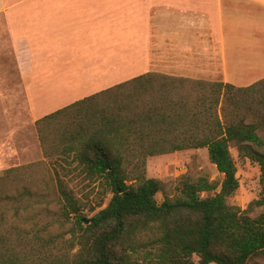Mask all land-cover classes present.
Instances as JSON below:
<instances>
[{
  "label": "trees",
  "instance_id": "1",
  "mask_svg": "<svg viewBox=\"0 0 264 264\" xmlns=\"http://www.w3.org/2000/svg\"><path fill=\"white\" fill-rule=\"evenodd\" d=\"M34 127L44 158L111 197L85 223L61 183L54 196L39 169L30 179L38 164L4 169L0 264H264V212L248 215L264 207V78L237 87L145 72L45 114ZM231 145L260 165L259 195L243 210L227 201L239 186ZM198 148L207 149L220 181L187 169L168 195L147 177L150 157ZM45 197L40 224L31 209Z\"/></svg>",
  "mask_w": 264,
  "mask_h": 264
},
{
  "label": "crops",
  "instance_id": "2",
  "mask_svg": "<svg viewBox=\"0 0 264 264\" xmlns=\"http://www.w3.org/2000/svg\"><path fill=\"white\" fill-rule=\"evenodd\" d=\"M145 72L237 87L264 78V0H0V171L14 89L38 92L26 101L34 125Z\"/></svg>",
  "mask_w": 264,
  "mask_h": 264
},
{
  "label": "rangeland",
  "instance_id": "3",
  "mask_svg": "<svg viewBox=\"0 0 264 264\" xmlns=\"http://www.w3.org/2000/svg\"><path fill=\"white\" fill-rule=\"evenodd\" d=\"M259 73L260 72L257 71L253 74L257 76ZM173 74L182 75V73ZM228 76L229 82H233V79L236 78V74L230 71L228 72ZM205 80L218 81V79ZM117 82H120V80H117L115 83ZM14 91H17V94L16 97H14V102L10 105L11 111L9 114V122L12 123V127L10 128V133L13 134L12 145L9 143L8 147H2L1 151V154L5 155L4 158L9 165L8 167L38 164L32 168V173L30 171V179H34V174L36 170L39 169L38 174L42 175L40 179H50V181L55 184L56 195L54 193V196L59 195L60 191L58 185L61 183L69 195L72 196L74 202L79 205L83 216L87 219L90 218L96 211L106 205L111 197V193L108 192L103 194L102 189L97 183L89 184L87 180L76 175L77 172L67 173L57 163L43 157L33 122L26 117V101H36L38 92L34 93V90L31 89L28 95L27 93L25 94L21 88H16ZM41 99L42 98L38 99V101ZM9 137L8 135V138ZM230 152L236 165V176L239 186L233 194L227 197V201L231 205L240 207L243 210L259 195L260 165L254 157L240 152L234 145H231ZM187 169L193 172L205 173L210 179L219 181L221 179V175L216 170V167L209 160L206 148L185 149L150 157L146 164V175L149 178H154L163 182L165 184V193L172 195L174 193V182H176V179L185 173ZM3 170L0 171V174ZM205 195V193L202 194V196ZM155 198L158 202H161L163 200V194L159 192L155 195ZM100 200H103V203L101 207H98L97 204ZM46 204L45 197L40 200L39 204H35L32 207L33 209H31L33 212L39 213V215H37V221L40 224L45 222L44 213L45 209H47ZM48 208L51 212L57 211V206L53 203H51ZM262 212H264V207H255L248 215L250 217H255ZM5 227L4 224L1 229Z\"/></svg>",
  "mask_w": 264,
  "mask_h": 264
},
{
  "label": "water",
  "instance_id": "4",
  "mask_svg": "<svg viewBox=\"0 0 264 264\" xmlns=\"http://www.w3.org/2000/svg\"><path fill=\"white\" fill-rule=\"evenodd\" d=\"M88 222V219H85V223H87Z\"/></svg>",
  "mask_w": 264,
  "mask_h": 264
}]
</instances>
